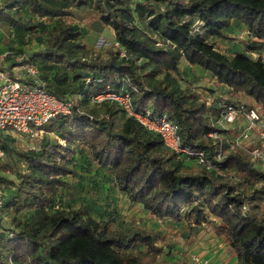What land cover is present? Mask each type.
<instances>
[{
	"label": "trees",
	"instance_id": "obj_1",
	"mask_svg": "<svg viewBox=\"0 0 264 264\" xmlns=\"http://www.w3.org/2000/svg\"><path fill=\"white\" fill-rule=\"evenodd\" d=\"M87 9L114 32L106 54L90 50L82 28L66 22L71 10ZM236 24L248 36L229 56L212 39L234 40ZM5 31L39 35L42 47L28 54L0 49L8 52L0 70L29 62L46 90L73 106L43 127L36 147L16 148L0 135L18 176L0 177L9 190L0 210V264H153L149 255L163 257L156 264H191L158 250L168 237L155 229L122 228L106 210L99 217L55 210L73 185L67 178L82 177L80 171L101 176L156 219L186 224L190 232L212 227L238 264H264V168L248 151L224 144L238 126L216 125L225 104L264 115V0H0ZM184 62L202 69L226 96L211 102L182 87L173 74L181 76ZM107 91L129 94L138 112L166 115L178 125L183 147L203 151L217 170L195 172L193 159L169 149L119 103L94 99ZM239 94L258 106L238 101ZM91 177L84 179L98 193L104 187ZM25 209L31 214L20 217Z\"/></svg>",
	"mask_w": 264,
	"mask_h": 264
},
{
	"label": "rangeland",
	"instance_id": "obj_2",
	"mask_svg": "<svg viewBox=\"0 0 264 264\" xmlns=\"http://www.w3.org/2000/svg\"><path fill=\"white\" fill-rule=\"evenodd\" d=\"M71 12H73V15L67 17L66 22L74 23L82 28L84 33L82 37L83 42H85L90 50L106 54L108 48L112 47L111 44L114 42L115 37L113 30L103 25L99 19V14L93 9H87L85 11L71 10ZM52 24L57 25L59 22L56 21V23ZM38 36L39 35H34L29 32H2L0 33V49L5 50L14 48L20 53L27 54L35 52L42 47L39 43ZM230 36H233L235 39H212V41H215L216 46L221 52L233 56L238 49L243 48V41L247 38L248 31L244 26L236 24L233 30L230 31ZM253 56L257 57L258 55L254 54ZM188 66L187 62H184L183 65H181V76L173 74V77L178 80V82H181L182 87H189L193 92L210 101H213L215 97L226 96V94H222V92L226 93V91L224 89L221 90L215 83V80L203 72L202 69L199 67ZM188 68L190 70H188ZM227 97L229 98V96ZM236 97H238V101L258 106L256 102L243 94H239ZM240 124H242V121H240ZM237 133L238 131L236 130L232 131L233 135ZM0 135L9 137V140L13 141V145L16 148L29 149L36 147L40 140V138L34 139L12 131H4ZM43 135H45V132ZM50 136L54 137L53 134H50ZM13 162L14 160L12 161L6 156L0 160V177L4 176L11 180L18 179V176L14 173ZM193 168L195 172L202 171V167L199 165L196 166L195 164ZM24 170L25 166L22 165L21 171ZM80 173L82 174V177L78 176L75 179L67 178L70 184L72 183L73 185L68 189H65L66 191L61 194L60 200H62V204L56 206L54 208L55 210L59 207L83 209L87 214L94 217H99V214L103 210H106L107 213H114L120 217L118 219L122 228L132 224L133 226L145 229L152 228L167 235V244L157 242L156 248L158 250L165 249L166 251L172 252L176 258L184 259L191 264L193 256L209 258L215 264H219L216 261L217 259L213 256L217 251L222 249L224 244L223 239L212 229V227L206 226L205 229L195 228L193 232H190V229L186 224L180 225L169 220L156 219L146 212L141 205L134 204L130 201L129 198L124 196L121 191L112 185V183H104L101 176L97 177L94 175L95 173L93 175L86 174L85 171H80ZM90 176H93L91 178L100 181V186L104 187L101 190L99 189L98 193L94 192V190L90 188L91 185L89 181L84 179V177L89 178ZM0 191L5 200L9 194V190L7 189V186L1 184V181ZM30 214L31 211L25 209L19 216L26 217ZM5 219L7 220L8 218L5 217ZM169 246H171V249H169ZM162 258L161 255H158L156 259L153 260L152 256H147V260L153 264L158 263Z\"/></svg>",
	"mask_w": 264,
	"mask_h": 264
},
{
	"label": "built area",
	"instance_id": "obj_3",
	"mask_svg": "<svg viewBox=\"0 0 264 264\" xmlns=\"http://www.w3.org/2000/svg\"><path fill=\"white\" fill-rule=\"evenodd\" d=\"M7 54L8 52L0 55L1 60H4ZM94 99L119 103L145 128L158 133L169 149L186 156L187 159H193L199 166L209 171L217 170L203 151H192L183 147L178 125L166 115L153 118L148 111H136L129 94L107 91L98 94ZM72 106V101L60 100L46 90L39 69L31 63L27 62L14 67L12 72L0 70V134L4 131H12L38 139L46 124L59 115H69ZM216 125L225 130L238 126L240 128L238 133L232 137H227L224 144L230 150L243 149L248 151L254 162L264 168L263 114L254 108L247 109L243 104L239 106L225 104L222 106ZM209 136L211 138L218 137L215 132H211ZM4 157L5 154L0 148V160ZM2 207L3 196L0 191V210ZM246 209L247 206H244V210ZM192 264L215 263L210 259L193 256Z\"/></svg>",
	"mask_w": 264,
	"mask_h": 264
},
{
	"label": "crops",
	"instance_id": "obj_4",
	"mask_svg": "<svg viewBox=\"0 0 264 264\" xmlns=\"http://www.w3.org/2000/svg\"><path fill=\"white\" fill-rule=\"evenodd\" d=\"M113 34H114V32H113ZM114 40H115V38H114ZM220 237L223 239L224 245L222 246V249L217 251V253L213 257H215L217 259L216 261L219 264H238L236 257H234L229 250V245L226 243L225 237L224 236H220ZM206 259H209V258H206Z\"/></svg>",
	"mask_w": 264,
	"mask_h": 264
}]
</instances>
